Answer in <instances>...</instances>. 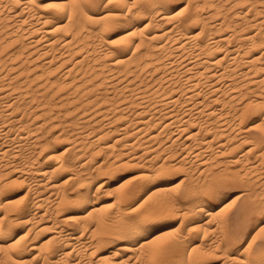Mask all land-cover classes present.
<instances>
[{
  "label": "bare ground",
  "instance_id": "obj_1",
  "mask_svg": "<svg viewBox=\"0 0 264 264\" xmlns=\"http://www.w3.org/2000/svg\"><path fill=\"white\" fill-rule=\"evenodd\" d=\"M216 257L264 264V0H0V264Z\"/></svg>",
  "mask_w": 264,
  "mask_h": 264
},
{
  "label": "rangeland",
  "instance_id": "obj_2",
  "mask_svg": "<svg viewBox=\"0 0 264 264\" xmlns=\"http://www.w3.org/2000/svg\"><path fill=\"white\" fill-rule=\"evenodd\" d=\"M208 9V8H207ZM207 9H205L206 11V13L209 11V9L207 10ZM255 117H253V116H250L249 118H248V120H247V123L245 124V126H248V125H252V124H255ZM251 123V124H250ZM64 146V147H63ZM64 148H65V144H63V145H61V147H60V151H62V150H64ZM129 169V168H128ZM127 169V170H128ZM125 170V169H124ZM124 170H122L121 172H119V176H121V178H123L122 180H125V179H127V178H130L131 177V175H132V172H131V169H130V171L128 172V171H124ZM124 173V174H123ZM179 173V172H178ZM176 174L175 175V178H174V182H179L181 179V177L183 176V172L182 173H179V174ZM31 183L30 182H28V181H25L24 182V184H21L22 186H20L19 188H21L20 190H19V193H20V196H21V194L23 193L24 194V192H26V190H28V189H26V188H29V185H30ZM241 185V186H240ZM28 186V187H27ZM231 186V187H230ZM238 186V187H237ZM24 187V188H23ZM243 188H244V186L241 184V183H232V182H225L223 185H222V187H221V189H222V191L224 192V194L225 195H229V197L227 198V200H226V202L228 201V200H230L232 197H235L236 195L238 196L239 194H240V192L243 190ZM24 189V190H23ZM22 191V192H21ZM22 194V195H23ZM19 195V194H18ZM177 224V223H176ZM248 225H250V224H246L245 226L246 227H248ZM166 229H167V231H169V229H168V227H166V226H164V225H162V227H160L159 229H156L153 233H152V237H154V235H156L157 234V236L158 235H160L161 233H163V232H166ZM244 229V228H243ZM161 231V232H160ZM163 231V232H162ZM160 232V234H158ZM156 237V236H155ZM214 259V258H213ZM219 259V260H218ZM215 260V261H214ZM214 260H212V261H214V264H217L218 262V264H220L221 263V261H220V257H216ZM217 260V261H216Z\"/></svg>",
  "mask_w": 264,
  "mask_h": 264
}]
</instances>
